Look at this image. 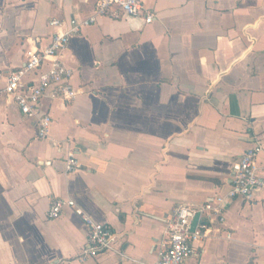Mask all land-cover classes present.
<instances>
[{
    "label": "crops",
    "instance_id": "crops-1",
    "mask_svg": "<svg viewBox=\"0 0 264 264\" xmlns=\"http://www.w3.org/2000/svg\"><path fill=\"white\" fill-rule=\"evenodd\" d=\"M97 1L0 0V72L50 46V20H88ZM143 3L151 24L100 17L62 52L78 95L43 97L49 139L0 78V264H156L175 211L227 196L240 157L264 148V0ZM57 198L108 226L114 250L81 260L89 229L70 208L48 220ZM224 216L185 264H264L263 194Z\"/></svg>",
    "mask_w": 264,
    "mask_h": 264
},
{
    "label": "built area",
    "instance_id": "built-area-1",
    "mask_svg": "<svg viewBox=\"0 0 264 264\" xmlns=\"http://www.w3.org/2000/svg\"><path fill=\"white\" fill-rule=\"evenodd\" d=\"M100 17L144 18L147 24L154 20V15L145 9L143 0H98L95 12L88 20L72 19L67 24L57 19L50 20L49 26L55 32L50 46L44 50L29 51L25 64L18 70L7 74L0 72V78L6 81L4 95L7 100L14 103L25 118L38 120L39 140L49 139L52 123L50 116L41 113L43 97L49 93L52 100L71 102L78 95L69 85L72 72L64 67L61 54L71 39L78 36L84 27L95 24ZM44 64H49V70L40 76L37 83L24 82L27 74L40 70ZM261 154H264V148L258 145L240 157L233 168L227 196L216 198L201 208L187 205L175 211L168 225L167 238L160 244L156 264H185L194 256L195 244L206 239L214 225H222L225 212L234 200L253 202L256 193L264 196V166L258 164ZM79 167L77 156L71 155L66 163V172H76ZM65 208L72 209L89 229L87 247L81 260L97 258L114 250L117 239L114 232L108 226L95 222L74 200L54 199L48 211V220H58ZM196 216L199 220L193 229Z\"/></svg>",
    "mask_w": 264,
    "mask_h": 264
},
{
    "label": "water",
    "instance_id": "water-1",
    "mask_svg": "<svg viewBox=\"0 0 264 264\" xmlns=\"http://www.w3.org/2000/svg\"><path fill=\"white\" fill-rule=\"evenodd\" d=\"M197 220H198V216H196V218L193 221V229L195 228L196 224H197Z\"/></svg>",
    "mask_w": 264,
    "mask_h": 264
}]
</instances>
